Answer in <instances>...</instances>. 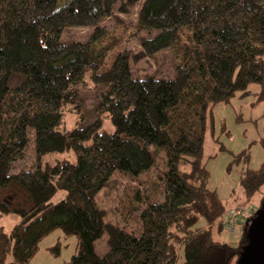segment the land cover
Segmentation results:
<instances>
[{
  "label": "trees",
  "instance_id": "obj_1",
  "mask_svg": "<svg viewBox=\"0 0 264 264\" xmlns=\"http://www.w3.org/2000/svg\"><path fill=\"white\" fill-rule=\"evenodd\" d=\"M130 30L157 74L134 68ZM252 85L264 104V0H0V215L19 218L0 226V264H30L57 229L78 242L66 264H239L249 210L211 189L204 145L215 108ZM114 181L117 225L99 203ZM241 187L249 202L263 190L264 159ZM229 210L235 244L214 236Z\"/></svg>",
  "mask_w": 264,
  "mask_h": 264
},
{
  "label": "rangeland",
  "instance_id": "obj_2",
  "mask_svg": "<svg viewBox=\"0 0 264 264\" xmlns=\"http://www.w3.org/2000/svg\"><path fill=\"white\" fill-rule=\"evenodd\" d=\"M131 17H126V25L130 24ZM115 22H111L114 25ZM109 25V24H108ZM111 25H109L111 27ZM120 30L113 29L111 34L114 38H118L117 34ZM84 31L72 32V38L74 36H80ZM134 32L130 30L128 37L131 42L127 44V47L135 54L134 68L139 72L141 76L146 74H153L159 71L158 67L160 64L145 56L142 49L139 47L137 38ZM110 43V44H111ZM109 44V45H110ZM123 45V46H124ZM163 68V67H162ZM166 66H164V69ZM251 95L245 99L237 96L230 105H219L214 110V130L215 134L212 136L210 129L208 130L205 137L204 145V163L206 164L207 170L211 174L210 187L216 190L220 198L228 206H241L244 209L249 210V217L245 223L250 224L253 219L255 212H251L250 209H255L257 212L260 206L261 196H264V187L252 201H247L241 187V173L246 169L258 170L264 159L263 147L261 140L264 139V104H255V93L259 91V86H250ZM96 92L88 95L84 94L86 101L88 102V111L90 117H94L93 109L96 104ZM88 95V96H87ZM87 96V98H86ZM92 103V104H91ZM92 113V115H91ZM96 117V116H95ZM71 118L70 126L76 122L77 118ZM89 116L86 118V123ZM239 119H242L239 120ZM70 120V119H69ZM103 128L108 131H114V126L109 119L105 120ZM225 129V132H224ZM224 146L225 151L220 152V147ZM244 151L250 152V160L235 161L234 159L243 153ZM65 155V156H64ZM58 155L59 157H73L74 155ZM160 158H163L164 153L160 154ZM76 160V158L74 159ZM162 160V159H161ZM123 186L120 181H114L110 186L99 194V203L107 211L108 215L106 221L117 225L122 224V218L117 212V200L118 197L123 193ZM65 192L60 191L53 199V202L60 201L65 195ZM19 218L14 215L2 216L0 215V226H3L6 231H11L18 222ZM243 227V225H241ZM239 227V230H241ZM214 236L220 241L230 242L231 244L237 243L232 239L227 232H219L217 228L214 230ZM238 238L240 237L237 236ZM107 235L96 244V250L99 254H103L107 251ZM77 239L75 237H66L62 230L57 229L51 235L43 240L40 244V250L31 261L30 264H66L70 261L71 257L77 250ZM54 248V249H53Z\"/></svg>",
  "mask_w": 264,
  "mask_h": 264
},
{
  "label": "water",
  "instance_id": "obj_3",
  "mask_svg": "<svg viewBox=\"0 0 264 264\" xmlns=\"http://www.w3.org/2000/svg\"><path fill=\"white\" fill-rule=\"evenodd\" d=\"M247 241L239 264H264V204L248 225Z\"/></svg>",
  "mask_w": 264,
  "mask_h": 264
},
{
  "label": "built area",
  "instance_id": "obj_4",
  "mask_svg": "<svg viewBox=\"0 0 264 264\" xmlns=\"http://www.w3.org/2000/svg\"><path fill=\"white\" fill-rule=\"evenodd\" d=\"M243 214L240 210H229L227 213V220L225 223V232H227L230 237L237 239L240 234L239 226L241 224V219Z\"/></svg>",
  "mask_w": 264,
  "mask_h": 264
},
{
  "label": "crops",
  "instance_id": "obj_5",
  "mask_svg": "<svg viewBox=\"0 0 264 264\" xmlns=\"http://www.w3.org/2000/svg\"><path fill=\"white\" fill-rule=\"evenodd\" d=\"M246 222V221H245Z\"/></svg>",
  "mask_w": 264,
  "mask_h": 264
}]
</instances>
